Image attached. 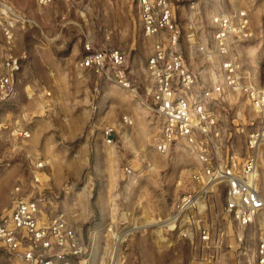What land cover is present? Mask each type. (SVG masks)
<instances>
[{
    "label": "rangeland",
    "instance_id": "374dc122",
    "mask_svg": "<svg viewBox=\"0 0 264 264\" xmlns=\"http://www.w3.org/2000/svg\"><path fill=\"white\" fill-rule=\"evenodd\" d=\"M172 4L181 29L178 51L196 76L192 94L219 79L221 58L206 57L196 46L212 48L211 17L225 9L247 11L253 34L233 42L230 54L244 81L264 85V0H172ZM3 5L14 12L6 18L16 22L10 44L0 30V67L9 52L25 58L13 79L12 94L0 101V216L11 208L13 188L22 185L29 197L42 199V217L63 213L89 242L84 259L74 264H204L195 260L177 233L165 228V218L199 164L182 140L165 154L155 150L161 119L151 110L152 81L146 72L152 41L142 33L134 0H52L46 5L37 0H0V16ZM86 39L97 47L125 52L129 88L78 68ZM224 90L220 101L207 102V109L217 118L221 142L231 133L235 151L244 155L255 115L244 95ZM122 116L131 123L124 125ZM108 124L117 130L116 144L110 147L100 137ZM14 127L30 131V138L15 140L8 134ZM86 134L87 167L45 169L41 183H32L29 153L53 150V141H59L62 151L73 142L82 145ZM126 165L132 174L124 173ZM215 197L220 205L222 196ZM121 227L132 233L121 239L114 254L112 233ZM236 232L242 242L231 238L230 247L210 264H254L257 226ZM0 264L21 263L0 247Z\"/></svg>",
    "mask_w": 264,
    "mask_h": 264
},
{
    "label": "built area",
    "instance_id": "2783aa9c",
    "mask_svg": "<svg viewBox=\"0 0 264 264\" xmlns=\"http://www.w3.org/2000/svg\"><path fill=\"white\" fill-rule=\"evenodd\" d=\"M51 1L37 0V3L46 5ZM134 4L142 33L152 41L146 72L152 81L151 110L161 119L155 150L165 154L182 140L199 164L190 172V184L165 218V228L187 243L195 260L210 264L230 247L231 238L242 242L237 229L256 225L254 264H264V85L244 81L230 54L233 42L245 41L253 34L248 13L245 9H225L211 17L213 46L197 45L196 49L206 57L221 58L219 79L192 94L196 76L178 51L181 29L174 18L172 0H134ZM8 14L14 12L3 5L0 30L10 44L16 21L6 18ZM82 50L79 69L91 70L123 88L131 86L125 52L114 47H97L89 39L83 42ZM24 58V54L9 52L2 61L0 101L12 94L13 79ZM224 89L244 95L255 115L256 124L246 135L244 155L235 151L231 133L221 142L217 118L207 109V102L222 99ZM121 121L124 125L131 123L127 116H122ZM8 134L15 140L31 136L30 131L20 127L11 128ZM116 134L114 125L101 129L106 145L116 144ZM27 157L32 183L39 185L41 176L46 175V163L34 154ZM123 171L132 174L129 165ZM217 193L222 196L220 205L214 202ZM41 200L29 197L22 185L13 188L11 208L0 216V247L21 264H74L84 259L88 250L85 241L63 213L42 217ZM123 229L112 233L114 254L121 239L132 233Z\"/></svg>",
    "mask_w": 264,
    "mask_h": 264
},
{
    "label": "crops",
    "instance_id": "0c3cea01",
    "mask_svg": "<svg viewBox=\"0 0 264 264\" xmlns=\"http://www.w3.org/2000/svg\"><path fill=\"white\" fill-rule=\"evenodd\" d=\"M88 136L86 134V141L82 145L79 143H74L73 145L68 147V149L62 151L60 148H58V142L53 141V150L49 149H40V150H33L32 154L37 155L38 157L42 158L45 163L46 167L45 169L47 170H52V169H66V170H74L77 168H85L88 166V153H89V146H88ZM76 137V136H75ZM100 137L103 142V138L101 136V131H100ZM74 138V136L72 137ZM104 145H106L103 142ZM75 145V146H74ZM109 146V145H106ZM110 147V146H109ZM52 177V175H51ZM87 247H89V242H85Z\"/></svg>",
    "mask_w": 264,
    "mask_h": 264
}]
</instances>
